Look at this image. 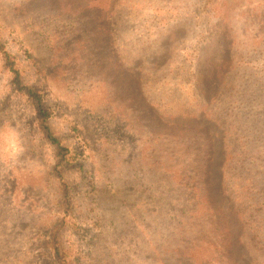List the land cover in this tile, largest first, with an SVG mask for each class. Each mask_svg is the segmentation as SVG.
Segmentation results:
<instances>
[{"label":"rangeland","instance_id":"374dc122","mask_svg":"<svg viewBox=\"0 0 264 264\" xmlns=\"http://www.w3.org/2000/svg\"><path fill=\"white\" fill-rule=\"evenodd\" d=\"M216 6L221 14L216 33L195 62L197 78L189 90L193 86L199 95L193 100L196 109L187 96L181 104L170 102L173 93H180L179 87L171 90L173 84L165 87L164 94L156 93L165 98V105L147 88V82L155 83L154 77L173 68L184 48L195 42L196 26L175 24L184 8H194V0H0V31L8 48L16 52L14 66L22 84L37 86L46 110L55 114L51 127L58 134L72 130L81 136L78 152L94 157L98 170L102 169L97 154L105 139L96 132L102 127L117 140L115 144L138 136L139 126L145 131L151 128V143L155 139L166 145L160 155L151 153L150 171L136 180L127 178L131 157L122 170V185L113 187L114 178L103 174L100 200L106 236L96 244L101 264H264L260 242L264 240V172L255 163L250 165L245 179L249 186L242 196L226 189L229 173L240 180L243 170L230 172L231 151L241 150L243 144L244 154L250 152L253 162L264 150V145L254 143L247 147L246 136L239 132L242 105L251 93L242 77L253 74V63H258L255 69L264 70V0H218ZM152 7L166 8L169 22L155 38L146 39L152 35L142 22L147 23ZM13 75L0 53V264H37L39 259L52 264L47 261L49 241L42 234L60 214L53 208L52 184L56 185L50 181L55 176L50 172L54 147L44 142L38 129L21 130L31 108L13 90L17 88ZM262 95L248 109L255 123L264 108ZM227 121H232L230 126ZM229 127L236 133L226 145ZM23 132L31 141L39 136L42 146L34 157L22 156L28 141ZM172 149L179 152L177 158L168 153ZM194 158L205 163L197 167L199 175L190 173L189 160L195 163ZM177 165L179 175L159 169L174 170ZM144 182L154 198L144 191ZM193 182L203 191L197 198ZM254 186L259 189L249 192ZM257 202L258 209H249ZM143 206L151 212L144 215ZM153 223L159 232L150 231ZM172 231L179 233L178 242ZM63 241L65 247H72L67 230ZM173 245L178 246L175 259L170 257L172 251L165 253ZM191 254L202 261L188 259Z\"/></svg>","mask_w":264,"mask_h":264},{"label":"trees","instance_id":"16d2710c","mask_svg":"<svg viewBox=\"0 0 264 264\" xmlns=\"http://www.w3.org/2000/svg\"><path fill=\"white\" fill-rule=\"evenodd\" d=\"M217 1L218 0H194L193 9L184 8V10L180 12V14L175 18V24L182 22L196 26L198 28V32L196 34L197 36L194 40L195 42L184 48L183 52L181 53L183 57H180L179 62L173 66V68L167 72H159L154 77L156 78L155 83L151 84L147 82V88L151 89V92L162 95L165 93V87L167 85L173 84L171 90L179 87L180 93H173L171 95L173 98L169 99L170 102L181 104V102H186L185 96H187L188 99H192L187 100V102L195 105L193 100L196 101L199 95L197 94L196 89L192 91L193 86L192 90L189 91L190 85H192L194 80L197 78L195 62L197 64L199 54L205 46L209 45L211 39L216 33L215 28L217 26V20L221 15L217 10ZM131 9L134 10V7ZM165 11L166 8L163 7H152L149 9L146 15L147 23L144 24L142 22V26L143 28L146 27V32L151 33L152 37H147L146 39H152L153 37L155 38V36L161 33V30L163 31L166 28L169 22V17H167ZM8 45L9 43L3 37V32L0 31V53L5 56L6 64L8 65L9 69H13L14 72L13 83L17 88L13 90H18L26 101L24 102V105H28L31 108L30 116L27 119L25 126L22 127L21 130L28 128L29 130L33 129L37 131L38 129V131L43 134L44 142L49 143L54 147L53 153L55 159L51 166L50 172L55 176H51L50 181L54 182L56 185L54 187L51 183L52 188H54L53 190L55 191V202L53 208L59 209L60 214L56 218H53L51 223L47 226L45 232L42 234L49 241V255L47 261L52 264H101L98 259V254H96V244H99L100 241L106 236V232L103 228V204L100 200V191L103 187L101 183H103L104 180L103 174H106L107 178V175H109V177L111 175V179L114 178L113 182H110L113 187L115 185H122V170L125 167V163L128 162V158L131 157L130 161L132 168L130 169L131 172L127 174V178L129 181L136 180V177L140 174H143V172L146 173L150 171V167L147 165V162L148 159H153L150 158L151 153L155 152V156L160 155V152L164 151V146L166 145H163L161 142L157 143L155 139H153V143H151V141H149L151 136L148 134L151 128H147L148 131H145L139 126H137L140 131L138 136H128L121 140L119 144H115L117 140L114 137L105 134V127H102L96 132L98 137L101 136V138L103 137L105 139L104 146L101 148L100 153L97 154L99 155L100 168L102 169L98 170L95 166L94 157L88 158L83 155L84 152H78V148L82 147L79 139L81 136L78 134L74 135L72 130H65L62 134H58V132L53 127H51L50 123H54L55 114H52L51 111L46 110L43 101V93L37 90V86L35 84H22L21 79L19 78V73L14 66L16 52L14 49L8 48ZM191 56L195 58V60L192 62L190 60ZM214 56L215 54L212 57L214 58ZM257 64L258 63H253L251 66L253 74L243 73L244 75L242 77V81L245 80L248 83L247 89L251 92L248 100L242 105L241 114L239 117L240 121L242 122V129L239 132H243L242 137L246 136L244 138V144L247 145V147L252 143L264 145V108H262L261 111H258L260 120H258L256 123L254 121V117H252V114H250L248 111V109L251 108L252 102L260 100L263 96L262 94H264L262 93L264 92V89L260 88L264 87V70L255 69ZM255 75L259 76V79H257ZM185 76L186 78H184ZM181 77L184 78L183 81L181 80ZM179 84H181V86ZM157 94L156 96L158 97V100L161 99V104L165 105V98H161ZM174 97L179 98L176 99ZM195 108L198 109L196 105ZM3 112L5 113V109H3ZM126 115H128V112ZM242 115L244 119H242ZM231 122L232 121H227L226 123L230 126ZM200 132H204V130L202 131L200 129L199 133ZM226 133L228 135L225 137V142L226 145H228L232 143V136L234 133H236V130L233 127H229ZM23 136L25 139L28 138V141L25 151L22 152V156L25 158L32 156L34 157V155L38 154V150L40 151L42 146H38L39 136H37V138H35L33 141L30 140L28 133L25 134L23 132ZM184 149L186 150L187 147L185 146ZM91 150L92 147L90 146L89 140V151ZM245 150L246 148H244V145L242 144L241 150L231 151L232 156L228 160V163L231 165L230 172H237L239 168L243 167V170L240 171V180H234V178H232L231 174L229 173L230 178L226 184V189L228 192H234L236 197L244 195L246 188L249 186L247 180L245 179L248 172L250 174L251 164L254 165L255 163V166L258 165V170L264 172V150L258 153L257 159L253 162H251L249 159L251 155L250 152H248V156H246L244 154ZM86 153L89 152L87 151ZM168 153L175 156L176 158L179 155V152L174 149H172V152L169 151ZM144 160L145 162H143ZM197 160L198 159L196 158L193 159L195 163H190L189 160V167L191 168L190 173L198 174L196 172L197 167L199 165L203 167L205 166L204 161L201 160V163H197ZM92 162L93 164H91ZM172 162L173 164H177L175 159H173ZM203 167L199 169H202ZM159 169L162 171V173L166 171L167 175L173 172H175L176 175L181 173V169H179L180 172H176L178 171V165L175 166L174 170H165V168ZM135 183L136 182L132 183L134 190H136L134 186ZM147 184L149 183L144 182L143 184L144 191L149 194L151 198H154L156 194L147 189ZM191 189L193 196L196 198L199 196L198 193L202 194L203 192L202 188L196 186L194 182L191 186ZM258 189L259 188H255L254 186L248 189V191L254 192ZM146 202H148L149 205L151 204V201L149 200ZM152 203L155 205L156 209L160 207L158 204H154V202ZM191 203L194 205L196 201L192 198ZM201 203L205 206L209 204L208 201H202ZM251 208L253 211L258 209L259 202H257L255 206L254 204L250 205L249 209ZM143 211L144 215H147L151 212V209L143 206ZM194 212L197 214L200 212V210L196 209ZM164 223L166 222L164 221ZM155 225V223L150 224V227H152L150 228V231L153 230L154 233L160 231V228L158 226L156 227ZM64 230L70 232L72 241L71 248H67L64 245ZM135 231V229L132 230L133 233H135ZM172 232L175 234V237H177L175 241L178 242L181 239V237L179 238V233L176 231ZM172 232L168 235L173 234ZM140 238L141 241L148 244L145 236H140ZM260 242L262 245H264V240H260ZM177 250L178 246L173 245L171 250L165 252L166 256L170 251H172L170 257L175 259L174 254L177 252ZM198 254H191L188 259L194 258L196 261H202ZM42 263V259H39L37 262V264ZM199 264L201 263L199 262Z\"/></svg>","mask_w":264,"mask_h":264}]
</instances>
